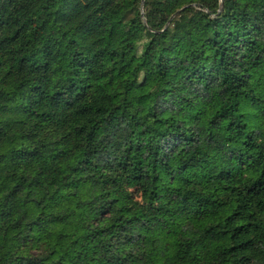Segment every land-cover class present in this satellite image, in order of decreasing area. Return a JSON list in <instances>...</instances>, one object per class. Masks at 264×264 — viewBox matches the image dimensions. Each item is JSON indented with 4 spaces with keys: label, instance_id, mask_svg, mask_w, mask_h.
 Wrapping results in <instances>:
<instances>
[{
    "label": "trees",
    "instance_id": "16d2710c",
    "mask_svg": "<svg viewBox=\"0 0 264 264\" xmlns=\"http://www.w3.org/2000/svg\"><path fill=\"white\" fill-rule=\"evenodd\" d=\"M0 264H264V0H0Z\"/></svg>",
    "mask_w": 264,
    "mask_h": 264
},
{
    "label": "water",
    "instance_id": "95a60500",
    "mask_svg": "<svg viewBox=\"0 0 264 264\" xmlns=\"http://www.w3.org/2000/svg\"><path fill=\"white\" fill-rule=\"evenodd\" d=\"M179 12H180V11H177V12L174 14V16L177 15Z\"/></svg>",
    "mask_w": 264,
    "mask_h": 264
}]
</instances>
